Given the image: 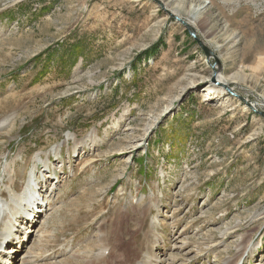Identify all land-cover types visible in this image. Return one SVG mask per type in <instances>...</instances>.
<instances>
[{"label": "rangeland", "instance_id": "1", "mask_svg": "<svg viewBox=\"0 0 264 264\" xmlns=\"http://www.w3.org/2000/svg\"><path fill=\"white\" fill-rule=\"evenodd\" d=\"M213 66L264 110V0H0V201L49 209L14 264H264V115Z\"/></svg>", "mask_w": 264, "mask_h": 264}, {"label": "bare ground", "instance_id": "2", "mask_svg": "<svg viewBox=\"0 0 264 264\" xmlns=\"http://www.w3.org/2000/svg\"><path fill=\"white\" fill-rule=\"evenodd\" d=\"M174 13H177L178 11H173ZM38 29V28H37ZM30 30V29H29ZM28 33V32H27ZM215 71H217V70H215ZM217 75V79H218V81L220 82V83H217V85H212L211 84V86H210V90L211 91H216V90H221V91H225L224 90V88L227 90V92H228V88H226L225 87V84H227L226 82H227V80L222 76V74H220V75H218V71H217V73H216ZM35 75V74H34ZM53 80V79H52ZM215 83H216V81H214ZM29 83V82H28ZM35 83V82H34ZM225 83V84H224ZM229 86H230V83L228 84ZM64 86V85H63ZM223 86V87H222ZM231 87V86H230ZM214 93V92H213ZM4 102V101H3ZM40 119V118H39ZM35 182V181H34ZM31 197H30V200H28V202L27 203H24L25 205H26V207L27 208H30L29 209V214L30 215H36V208H35V205H36V203H38L39 204V202H38V199H36V197L34 196V192H33V190H34V188L33 187H31ZM0 211H2V209H0ZM34 218V217H33ZM32 218V219H33ZM3 219V214L0 212V220H2ZM31 218L29 219V221L28 222H33V220H32ZM16 220H18L17 218H16ZM32 220V221H31ZM118 220V219H117ZM3 221V220H2ZM27 224V223H26ZM11 225V224H10ZM43 236H45V235H43ZM48 237H46V239H47ZM0 239H2V237L0 238ZM42 239H44V237L42 238ZM49 240V239H48ZM7 242V241H6ZM103 243V242H102ZM10 244H12V243H10ZM101 246L100 247H103L102 246V244H100ZM104 245V244H103ZM11 246V245H10ZM119 246H121V247H127V244H126V241H121L120 242V244H119ZM129 248V247H128ZM17 249V248H16ZM14 251V250H13ZM18 251V250H17ZM15 252H16V250H15ZM113 252V251H112ZM135 254H137V252H129V253H125V252H123V256H122V258H120L119 259V263L118 264H127L129 261H131L136 255ZM27 256H29V255H27ZM102 262H106V258H103L102 256H100V257H97V258H95L93 261H90L89 260V263H87V264H101Z\"/></svg>", "mask_w": 264, "mask_h": 264}, {"label": "water", "instance_id": "3", "mask_svg": "<svg viewBox=\"0 0 264 264\" xmlns=\"http://www.w3.org/2000/svg\"><path fill=\"white\" fill-rule=\"evenodd\" d=\"M159 2V1H158ZM162 7L168 12V14L172 17H174L177 21L181 22L184 27L189 31L190 35L193 36V37H196V31L194 29V27L192 26V24L190 22H188L187 20H185L184 18L180 17L179 15H177L176 13H174L173 11L169 10L163 1H160L159 2ZM198 42L199 44L201 45V47L203 48V50L207 53V55L210 57V56H214L216 58V60L218 61V58L216 57L217 55H215V53L210 49L208 48L204 43H202L199 39H198ZM213 68H215V66H213ZM217 70L216 68L214 69V74H213V78H212V81H216V83H220L217 79ZM225 84V83H224ZM225 87L228 88V92L231 94V95H234L236 97H238L240 100H242L248 107L252 108L254 111H256L257 113H260L262 115H264V110L263 111H259L257 109V107L255 106L254 103H252L251 101H249L247 98L243 97L242 95L236 93L233 89V87L229 86L228 84H225Z\"/></svg>", "mask_w": 264, "mask_h": 264}, {"label": "trees", "instance_id": "4", "mask_svg": "<svg viewBox=\"0 0 264 264\" xmlns=\"http://www.w3.org/2000/svg\"><path fill=\"white\" fill-rule=\"evenodd\" d=\"M160 42H162V44H163L164 41L161 40V41L155 43L154 45H152L151 47L147 48L143 52H140L137 55V59H142V58H146V57H150V56L155 55L159 51Z\"/></svg>", "mask_w": 264, "mask_h": 264}]
</instances>
